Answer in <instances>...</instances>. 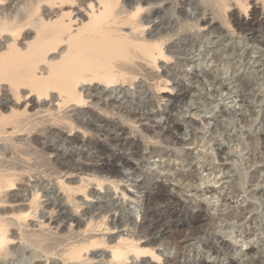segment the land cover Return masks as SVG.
I'll list each match as a JSON object with an SVG mask.
<instances>
[{
	"label": "bare ground",
	"instance_id": "obj_1",
	"mask_svg": "<svg viewBox=\"0 0 264 264\" xmlns=\"http://www.w3.org/2000/svg\"><path fill=\"white\" fill-rule=\"evenodd\" d=\"M165 1L166 0H135V1L125 0L124 5L122 6V0H0V39L6 37V41L4 43L0 42V142L2 143L10 142L14 148L11 152L9 151L10 153H8L5 152L6 149L8 148V145L7 148L4 146L3 149L2 148L3 146L1 144L2 146L1 147L2 149H0L1 158L5 157L6 159L17 160L19 159V157H17L18 155H16L17 153H15V151H17L21 153V155H23L24 160L26 161L28 166L30 165V166H34L35 168H44L43 171H45L47 175L55 176L61 179L62 175H67L69 173L77 172L78 171L77 167L79 165H77L76 167L75 165L69 164V161L72 160V159L70 160V157L72 155L68 157V156H64L65 154H60L62 156V159L56 162L53 166L49 165L50 161L49 163L47 162L46 156L49 154L51 156V154L59 152L58 148H60V146L58 147L54 144H53L54 146H52V144L47 145L46 143H49V141L48 142L46 141L45 144H42L44 140L41 138V136L43 135L44 137L45 135L46 136L45 138L49 140L57 138L56 140L59 143V145L63 146L66 143V144H70L71 146L73 145L75 148V145H80L82 147L83 141L77 138L79 136L72 139L68 138V141L66 139L64 140V138H60V136L58 137L56 136V131H54V126H58V127L63 126L64 129L66 130L69 129L70 132H73L75 130H81L84 136H87L88 134H91L92 136H96L97 134L104 132V135L108 137V140L109 142H111V144L116 145L121 141H122L121 143L126 142V147L131 148L132 150V153L130 152L132 155L130 156L131 157L134 156V158L142 161L140 166L141 167L140 172L145 175V183L149 184V182L155 177L158 171L157 169L152 170V168L150 167V162L148 159L149 157L147 158L148 161H143L145 157L144 155L146 154L145 153L143 155V152L148 148L144 145L142 140L144 139L146 140V137L152 139H159L162 136L163 139L166 140L167 146H169L170 144H172L173 146L174 145L173 140L172 143L171 142L169 143L167 141V139H169L168 136L172 132V131L170 132V130L181 131L182 130L181 127L177 124H174L173 129H168V130L166 129L167 131L164 132L165 129L162 127V125L159 124L161 122H159L157 124L158 125L157 131H155L150 127H142L143 136H141L142 138H140V140H138L137 142H135L134 140L129 141L125 138L124 140H121L118 137L111 135V132L112 131L113 132L124 131V133L127 132L124 129L125 127L123 128L121 126L122 124L112 125L111 122L107 120L110 116L107 119H105L94 112V111L98 112V110H94V111L89 109L84 110L83 108L89 104L88 103L89 100H92L91 103L94 106H97L99 103H102L100 110L105 114V116L110 115L112 113L110 110L112 109V111L117 110L118 115H120L121 117L125 116L128 118V120L136 119L137 117L143 115L142 112L141 115L136 114L137 111L136 112L134 111L136 109V106L137 107L139 105L143 106V103L145 104L146 102L139 100L138 103L135 104L133 101H130L129 98L127 101H123V103L117 102L114 96H113L114 99H111L113 93L108 92L109 89L108 91H106V89L112 88L116 85L119 86L120 84L126 85V83L133 85L134 81L135 80L137 81L139 75L142 74L144 78L154 82L153 90H155V93L157 92L158 95L167 93L166 91L163 90L168 89V85L170 83V77H169L170 75L173 80H176L175 78H178L177 76L179 73L178 71L176 72L175 70L177 68H175L174 70L169 69L165 73L162 72L163 73L162 75L159 74L156 75L155 73H153V71L151 72L148 67L152 65L154 69H159L160 67L158 64L160 60L170 61L172 60V58L178 55H183L185 59L179 61L177 67L182 69L184 65H192L194 69H197V72L199 69V73H201V75L205 78L204 80L201 78L198 81L199 85L196 84L197 88L191 89L193 88L191 87L190 88L191 90L189 89L190 92L189 95L187 96L189 97L190 93L192 92L193 93L191 94L190 100H188V102L186 101L187 103L184 104V107L180 105V107L182 106L183 108L181 107L182 109L179 110V116H183L186 112L188 113L189 110L187 111V108L192 109L194 106H196L197 109L196 113L215 115L214 117H216L215 119L217 120V122L214 121L213 122L214 124L217 123V125L216 124L215 125L217 128L216 132H218V134H214L213 135L214 138H216L215 137L216 135H219L221 137L226 138L229 141L228 144L230 142H236L237 144L240 143L244 145V142L246 143V141H243V134L240 131L244 126L240 125V123L236 121L238 117L235 120L234 117H236V115L232 114L231 111L229 112L226 111L228 112L227 115L229 119L228 121H223L224 118L223 119L220 118L218 115L219 113L216 114V112L217 109L221 107L220 102L225 100L227 101L234 94H238V92L241 93L242 90L245 92H249V91L252 92L251 89L253 90L254 87L251 88L250 86L253 85H257L259 88L262 89L264 88V59H262L264 53L261 52V56L259 59L255 57L256 50L260 49L258 47H264V37L260 35L261 33L260 34L258 33V35L256 36L254 35L253 43L256 44V46L255 45L249 46L248 44L244 43L245 40H242L243 38L240 39V38L232 37L230 35L231 32L228 34L227 31L226 34H223V28H221L223 25L221 24L222 25L221 27L219 26H214L211 28L209 27L208 32L202 34L185 33L183 36L179 38L180 44H175V43L170 44L167 48V52H165V45L168 42H170V40L173 39L174 36L178 35L177 32H180L178 31L179 28L178 26L180 24H178L173 20L175 15L183 17L186 21V19H188L187 15L189 14L188 9L195 6L196 8L200 6L194 0H184L179 5L177 4L178 6H176L175 3L173 6L169 5L167 8L168 12L167 11H166L167 13L165 12L166 17L162 18V22H163L162 25H170L167 28L169 31H166V29L164 28H158L160 26L155 25L157 27L156 32H150L146 34L147 33L146 30L148 26L154 24L155 23L154 18L157 15H159V10L156 9V6L160 5L161 3H164ZM247 1L248 0H200L201 7L202 6L204 7L205 12H210L214 16V18H212V21L214 20L215 22V20H217L215 16H217V18L221 17L224 20L223 21L224 26L230 25V22L227 19V17H228V13L231 12L233 8L234 10L236 7V9L240 8L241 10H244L246 12L248 11L251 5H249V2ZM262 2L264 5V0ZM68 4L74 5L73 7L78 5L81 8H84V13H86V16L88 15V21H87L85 20V18L83 19V13H82V22L76 31H74L73 28L75 26V23L78 22V20L76 19L74 21V17H73L74 11L60 12L56 9V6L63 7ZM257 11H258L257 5H254V14ZM201 13L202 12H200V14ZM143 14L145 15L142 16ZM79 17L81 16L79 15ZM190 18L191 17L189 16V19ZM201 18L202 19L198 18L196 21H192L195 18L193 19L191 18V21L188 20V22L186 21L187 23L185 22V24L187 26H190V29L191 28L193 29L194 27H203L207 29V25H209V21L206 18H203V16ZM183 22L184 21H182V23ZM251 22L253 23V21ZM186 25L185 28L187 29ZM248 26H251V28L253 30L255 29L254 31L256 32V28H254L251 25V23ZM248 26L241 25L238 31H240L241 33L243 31L246 33V31H248V28H250ZM183 28L184 27H182V29ZM125 29H128V32H125ZM182 33L184 32L182 31ZM213 34H218L220 38H218L217 41H210V36ZM21 36L23 37L22 40H24L25 42L24 44L21 43L19 40ZM56 52H58V55H56ZM236 66H238V69L236 68ZM256 66L258 67V69H256ZM205 67L210 68L211 73H209ZM245 69H248V71L251 72L250 76L248 74V76L250 77V81L249 80L246 81L243 76L235 77ZM196 78H199V74L196 75ZM184 80L187 79H185L184 77ZM179 83L177 84L178 86ZM233 83L234 85H232ZM3 85L4 87L5 86L8 87V91H3ZM89 86H95L96 89L94 91L92 90L90 91L88 89ZM208 87H210L211 89ZM138 88L142 90V86L139 85ZM183 88L184 90H186L185 87ZM246 88H249V90L248 89H247L248 91L245 90ZM138 93L141 95L144 94L141 91H138ZM244 93L243 94L241 93L242 95L241 94L240 95L243 97ZM168 96L171 98V95ZM158 98H160L161 100L165 97L158 96ZM244 99L245 101H247V103H250V101L252 102L254 100H257L258 102L263 101L262 98L260 97L257 98L256 96L250 95L249 93L248 95L247 93L246 95H244ZM49 100L50 102L52 101L53 104L54 102H57L59 116L55 115V111L51 107H47V103L46 104L44 103L45 101H49ZM147 101H148L147 105L150 109L151 107H153L154 102L152 100H147ZM262 103L264 104V102ZM133 106L135 107L134 109ZM176 107H178V104ZM243 107H245L246 109V106ZM138 108H140V106ZM224 108L226 110L231 109L228 108V106H225ZM70 109L71 110L77 109L76 111L77 114H75L74 116L68 114L67 111H69ZM148 111L150 112V110ZM246 111L247 110H245V113L247 114L248 111L247 112ZM45 113H47L48 115L42 118L39 117ZM83 113L86 114V117L88 116L87 119L83 115ZM242 113L244 114V111ZM158 114L155 117L161 115ZM251 115H249L250 117L249 116L248 117L251 118ZM50 116L54 118L48 119L47 117ZM243 122L241 121L242 124ZM47 123H52V125H47ZM93 123H99V124L104 123L105 127L108 129L106 130L104 128L102 130H99L97 126L93 125ZM244 123L246 124V127L249 125H253L255 124V118L252 119L247 118ZM261 128L264 129V125L261 126ZM256 132L251 136L253 137L252 139L253 142H258L259 139L258 138L259 136H254L256 135ZM21 133H27V135H31V136H26V138L28 137L31 138H28V140H23V139L17 140L16 139L17 136L21 137L20 135ZM59 134L61 135L62 133ZM214 138L208 136V134L199 135L198 133H195L193 138L190 139L186 144L199 146L201 150L198 151V153L193 154V156L191 157L192 154L189 152H185L186 150L183 146L181 147L179 146V148L176 146L177 149L174 152H171L169 155L166 154V156L168 157V159L164 162V164L166 163V165L163 166L164 168L161 166L160 170L162 169L164 170V172L166 171L168 173L172 172L171 174L177 173L176 178L177 177L180 178V180H182L183 183L189 182V184L185 185L184 190L186 192H189L193 188H196L197 191H201V188L205 185L217 184L220 181L217 175L222 172V168L216 165L218 155L216 153V149L213 147ZM91 140L92 139H88L86 141L87 142L86 144L94 146L95 147L94 152L96 149L102 155H105L108 152L106 147H104V145H102L98 141L92 142ZM249 144L251 145L250 142H248V145ZM256 144L257 143L252 145L255 146ZM55 146L57 148H55ZM258 146L259 145L257 144V148ZM78 147L77 149H79ZM243 147L244 146H242L241 148ZM67 148H69V146H67ZM151 151L157 156H159L161 159L163 156H165L163 153V149L153 148ZM115 155L111 156L112 160L103 158V160H101L100 165H97L98 163L97 162L94 163L96 164L95 166L90 168L89 167L85 168V172L91 173L94 177H98L99 180H101L102 178L104 179V175H106L107 177L109 175L111 177L122 176L124 173L123 174L121 173L123 170L120 171L121 168L119 167L118 164H122V166L126 168L127 167L135 168V166L127 159H124L122 156H115ZM254 155L255 156H251L250 161L249 160H247L248 162L246 161L247 165L250 164V166L253 165L255 166L257 162L264 163V155L262 154L259 156L256 154ZM67 159L69 160L66 161ZM32 160L35 161L33 162L34 164L31 163ZM200 160H203V162H201ZM191 161H196L197 165L204 163L207 164L208 166H213L214 168L212 170V173L205 176L203 174L204 169L203 168L193 169ZM230 161H231V165L229 171L237 176L236 177L237 190L233 192L234 196L235 193L242 194L246 185L248 183H251V178L255 180V182L256 181L257 183L259 182L258 180L260 179L259 178L260 175L257 178H255V176H257V174L255 173L256 175L254 177L251 176L249 177L248 174L249 172H247L246 169H244V165L241 162V160L237 158H230ZM53 162L54 161H52V163ZM171 162L174 163L173 166L168 164ZM185 166H187L188 168L185 169ZM249 167H247V169H249ZM158 173L160 174L161 172L159 171ZM32 174L33 173L32 170H30V168L29 170L28 169L26 170V168L22 169L17 164L0 160V264H42L37 261V257L40 255H37L34 250H28L27 249L28 247L26 245H25L26 247L23 246L24 243L22 244V246H18L19 243L18 245H15V242L18 239L27 241L30 245L34 246V248H36L35 246H37V248H40V250H42L44 253L48 254L49 256L50 255L59 256L64 262H68V264H84L80 262V260H83L82 258L84 252L88 254L92 250H95L101 246H104L111 251L112 260H110V262L112 261L121 264L124 263V261L130 260L129 259L130 255L143 257V258L147 257L148 255H154L155 253L154 246H156L155 244L159 242V240L158 241H156L155 239L151 240L150 238V240H147L148 242H146L144 246H141L139 244V241L136 240V238L138 237L139 240L143 238L149 239V235L150 233L152 234V232L148 231V229L156 216L154 212L155 211L154 207L165 199V195H163V193L162 194L158 193L159 195L157 194L155 197H152L150 201L146 200V202L142 203L140 206L137 205L136 206L137 208L132 209V211L130 209L132 215L139 213L140 209L144 210L143 220L146 224V227H144L145 231L143 229L141 230L143 236H140L139 234L138 236L137 234L136 235L131 234V236L128 235L129 237L121 236L118 239V241H116L115 238L106 240L105 238L101 239L98 237L97 239L94 238L96 236H89V238L86 237L87 239L85 240L84 239L81 241L79 240V242L74 241L73 243L71 244L69 243L68 245L67 242L70 241L71 239H74V237L71 238L69 236L70 238H61V237L55 238L54 236H52L55 234H45L43 230L41 233L37 232V230L36 231L33 230L35 232L29 231V233L27 234L26 231L24 232L25 229L23 230V228L21 229L19 227L22 226L28 229L29 226H31L28 225L30 220L38 219L40 222L39 223L40 227L41 229H44V231H45V227L48 228V231H51L53 229H56L57 231L60 230V232L66 231V229H63V225L66 222L71 223V225L77 222L78 228L81 229L80 231L81 233L83 232L84 235L88 234L90 231L93 230L95 232L102 230L104 227H105L104 230L111 231L112 229H110V227H107L109 226L108 225L109 223H107L106 221L108 217L107 214L111 212L112 205L106 204L104 207L102 206L104 210L103 212L102 211L101 212L102 214H104V216H101L102 219L99 221H97V216L96 215L94 216L93 214L94 212L85 210L87 211L84 213L83 216L85 217L86 215L87 217L86 220L87 225H85V223L83 224L76 216V214L79 213L80 209L83 207L81 205V201H79L80 202L79 203L76 199V196L72 193L76 191H80V192L85 191L84 190L85 187L83 185L76 186L74 181L71 182L72 185L65 183L66 181L65 182L60 181L61 182L60 190L62 189V191L64 190V192L67 193L70 202L73 204V206L72 204L71 206L72 208H74V212H73L74 215H71V213L63 214V206L57 205L54 209L55 211L58 210L57 211L58 215L54 216V212H53L52 214H50L51 215L50 218L44 220L46 216L43 217L40 216V214H38L39 208L41 207L40 205H42L40 199L42 194L44 193V192L41 193V190L44 191L45 188V187L43 188V186L40 185L41 183L40 181L39 184L38 182H36L37 185H35L34 188H30L33 189L31 190L33 192H30V194L28 193L30 195L29 199H27L29 201L28 204L26 205L22 204L23 202L27 201L25 199L28 198V196L25 195L28 189H25L26 187L22 186L24 184L23 180L26 179L27 176L33 178L34 176H32ZM167 178H169V176H167ZM172 180L175 181V178H173ZM100 183L102 182L100 181ZM260 183H262V181ZM257 185L259 186V184ZM17 186L22 187L21 188L22 190L18 192V190L20 189L19 188L17 192H14V190L17 189L16 188ZM100 187L102 188V184H100ZM206 191L207 189L201 195L204 196ZM223 191L221 189L220 190L216 189L214 192L220 196L222 195ZM254 192L255 191L252 192L253 196L249 193V195H246V197L251 195V197L249 198L252 199L253 197L254 199L255 197L258 196V195L256 196V194L258 193H254ZM45 195L47 194L45 193ZM85 195L86 197L90 196L87 194V192H85ZM96 195L97 192L96 193L94 192L93 196ZM212 198L215 199L216 196ZM205 200H206L205 202L212 204V202H210L211 200H207V199ZM193 201H195V199H193ZM217 201L219 202V200ZM260 201H261L260 203L258 202L259 204L256 205L254 204V206L252 204V209L250 210L247 209V210L258 211L260 209L262 212L261 214H263L264 216V202L262 200ZM109 203H111V201ZM52 206L55 205L53 204ZM99 206L98 208H100ZM217 206L219 205L217 204ZM222 207H223L222 208L223 211L225 210L224 214L223 215L221 214L222 218L225 220V222H229L227 226L223 228V232H222L223 236L225 235L227 238L229 237L231 241L233 239L234 241L236 240V244L241 243L243 247L245 245H249V242H246L245 236H241L242 238L239 241L236 238L237 236L235 235L236 231L237 230L240 231L241 229L239 226V220L242 219L241 217H243V215L241 212H239V210L241 209L240 206H238L237 208L226 207V209L225 206ZM54 209H52V211ZM217 210L219 212V209ZM245 210L246 209H243V212H245ZM38 215L40 217H38ZM223 219L222 221H224ZM236 219L237 222L235 221ZM170 220L167 223V226H170L171 223ZM158 222L160 221L158 220ZM163 222L165 223L164 220ZM53 225L55 226L54 228ZM17 226H19L18 228L20 229L21 234H19V230H17L18 231L17 233L19 235L12 230L13 233L10 236H8L11 231V228L12 227L17 228ZM141 226H143V224ZM164 226H166V224ZM160 227L162 226L160 225ZM170 228H174V227L170 226ZM185 229L188 230L189 228L187 227ZM169 230H170L169 228L168 231L166 232L164 230L165 235L162 238L161 242L170 241L173 242L174 245L177 243L174 241L178 240L175 239L176 235L180 233L182 234V232L184 235L187 234L184 233L187 231L183 230L181 227L177 229L175 228V230H171V231ZM194 230L195 228L193 229V231ZM255 232H257V230H255ZM77 234L74 233L72 235L78 236ZM189 234L190 233L188 232V235ZM63 244H65L67 248L64 250H58V248ZM176 246L178 251H180L181 248L183 249V247H180L182 245L178 247V245L176 244ZM237 251H242V250H237ZM235 255L236 254L234 253V256ZM88 261L89 260L85 259V264L91 263L93 260H90L91 262ZM54 264H59V263H54ZM132 264H138V263H135L133 261ZM166 264H178V263L175 260L171 259V260H167ZM185 264H187V262Z\"/></svg>",
	"mask_w": 264,
	"mask_h": 264
},
{
	"label": "rangeland",
	"instance_id": "obj_2",
	"mask_svg": "<svg viewBox=\"0 0 264 264\" xmlns=\"http://www.w3.org/2000/svg\"><path fill=\"white\" fill-rule=\"evenodd\" d=\"M124 1L125 0H122V6L124 5ZM133 1H135V0H133ZM183 1L184 0H173V1L172 0H166L164 3H161L160 5L156 6V9L159 10V15H157L154 18L155 19V23L151 24L150 26H148V28L146 30V32H147L146 34H148L150 32H156V29H157L156 26L157 25L160 26L158 28H164V29H166V31H169L167 28L170 25H162L163 24L162 18L166 17L165 15L168 12L167 8H168L169 5L173 6L174 3H175V5L178 6ZM194 1H196V3L200 5L199 6L200 8L199 7L196 8V6L189 8L188 9L189 10L188 11L189 14L187 15L188 19H186V21L187 22H188V20L191 21V18L192 19L195 18L192 21H196L198 18L202 19L201 17L203 16V18H206L209 21V25H207V29L203 28V27H194L193 29L191 28L192 29L191 30L190 26H187L185 24L186 21H185V19L183 17L175 15L173 20L175 22H177L178 24H180L178 26L179 27L178 31H180V32H177L178 35L174 36L173 39H171L170 42H168L165 45V52H167V48H168V46L170 44H173V43L180 44L179 38L181 36H183L185 33H189V34L199 33V34H202V33L208 32V28L209 27L211 28V27H214V26L221 27L223 25L221 27V28H223V34H226L227 31H228V34L231 32L230 35L232 37L240 38V39L243 38L242 40H245L244 43L248 44L249 46H253V45L256 46V44L253 43V41H254L253 36L254 35L256 36V35H258V33L259 34L261 33L260 35H262L264 37V28H263L264 27V23H263L264 22V10H263L264 9V7H263L264 5H263V2H262L263 0H261V1L260 0L259 1H257V0H248L247 2H249V5H251V6L249 7L247 12L244 11V10H241L240 8L236 9V7L234 6L235 10L233 8V10L228 13L227 19L229 20L230 25H227V26L226 25L224 26V23H223L224 20L221 17L217 18V16H215V18L217 20H215V22H214V20L212 21V18H214V16L210 12H205L204 7L203 6L201 7L200 0H194ZM254 5H257V10L260 11V12L257 11L254 14ZM73 6L74 5H72V4H68V5L63 6V7L56 6V9L58 11H60V12L74 11V13H73L74 21L76 19L78 20V22L75 23V26L73 28V30L76 31L78 29V27L81 25L82 13H83V19L85 18V20H87V21H88V15L86 16V13H84V8H81L78 5H76L75 7H73ZM197 9H199V10H197ZM80 12H81V14H80ZM200 12H202V13L200 14ZM204 14H205V16H204ZM79 15L81 17H79ZM144 15L145 14H143L142 16H144ZM193 15H195V16H193ZM53 16H55V15H53ZM189 16L191 17L190 19H189ZM181 20L184 21V22L182 23ZM251 21H253V23ZM250 23H251V25L254 28H256V32L254 31L255 29L253 30L251 28V26H248ZM260 23H261L262 27H261ZM238 24L240 26L241 25H243V26L246 25V26H248L250 28L247 27L248 31H246V33L243 32V31L241 33L240 31H238L239 28H240V26ZM182 25H184V26H182ZM185 25H186L187 29L185 28ZM153 26H155V27H153ZM259 26H260V28H259ZM182 27H184L183 28L184 30L182 29ZM225 30H226V32H225ZM252 30H253V32H252ZM182 31L184 33H182ZM125 32H128V29H125ZM191 32H193V33H191ZM221 37H223V36H221ZM7 38H8V36H7ZM9 38H10V36H9ZM218 38H220V36H218V34H213V35L210 36V41H217ZM22 39H23V37L21 36L19 38V40H20L21 43L24 44L25 42ZM5 41H6V37L0 39V42H2V43H4ZM258 48H260V49L256 50V56L255 57H257L259 59L260 56H261V52L264 53V47H258ZM58 52H56V55H58ZM184 59H185V57L183 55H178V56H175L174 58H172V60H170V61L160 60L159 64H158L159 67H160L159 69H154L152 67V65H150L148 67L149 70L151 72L153 71V73H155L156 75H158V74L162 75L163 73H165L169 69L174 70L175 68H177L175 70H176V72L178 71V73L180 75L178 74V76H177L178 78H175L176 80H173L171 75L169 76L170 77V83L168 85V89L163 90V91H166L167 93H163V94H160V95H158L157 92L155 93V90H153L154 89L153 88L154 82H152L150 80H147L146 78H144V76L142 74L139 75L137 81L135 80L136 82L134 81L133 85H131L129 83H126V85L125 84H120L119 86L116 85V86H114L112 88H107L106 89V91H108V89H109L108 92H112L113 93V95L111 96V99H114V97H115L117 102L123 103V101H127L128 98H129L130 101H133L135 104L138 103L139 100L140 101H145L146 103L145 104L143 103V106L139 105L140 108H138L139 106L138 107L136 106V109L134 110L135 112L137 111L136 114H138V115H141V112L143 114V115L137 117L138 119L136 118V119H129L128 120L127 117H125V116L121 117L120 115H118L117 110H113L112 111V109L110 110L112 113L110 115L105 116V114L100 110L102 103H99L97 106H94L91 103L92 100H89V102H88L89 104L86 105L83 108L84 110H88V109L89 110H93V111L94 110H98V112L97 111H94V112L96 114L100 115L101 117L105 118V119H107L110 116L109 117L110 119L108 118L107 120H109L112 125L113 124H118V125L122 124L121 126L123 128L125 127L124 129L127 132H125V133H124V131H122V132L121 131L120 132L119 131H114L115 133L113 131L111 132V135H114V136L118 137L121 140H124V138H125V139H127L129 141H133L134 140L135 142H137L138 140H140V138H142L141 136H143V133H142V129L143 128L142 127H150L152 129H154L155 131H157V129H158V125L157 124L159 122H161L159 124L162 125V127L165 129L164 132H166L168 129H173L174 124H177V125H179L181 127V129H182L181 131L170 130V132L171 131L172 132L168 136L169 139H167V141L169 143L170 142L172 143L174 141V143H173L174 145L173 146H172V144H170L171 146L170 145L167 146L166 140L163 139L162 136H161V138H159L160 140L159 139H152V138H149V137H146L147 141L144 139L145 142H144V140H142L144 145L148 148L147 150H144V152H143V155L146 153L144 155L145 157H144L143 161H148L147 158L149 157L148 159H149L150 167L152 168V170H156L157 169L158 172L159 171L161 172L160 174L157 172V174L149 182V184L145 183V175L140 172V170H141L140 166H141L142 161L134 158V156H132V157L130 156V155H132L131 154L132 150H131V148L126 147V142L125 143H121L122 142L121 141V142L118 143L119 145L118 144H116V145L111 144V142H109V140H108V137L104 135V132L99 133L102 136H100L99 134H97L96 136H92L91 134H88L87 136H84V134H83V132L81 130H75L73 132H70L69 129L66 130V129L63 128V126H60V127L54 126V131H56V136L57 137L60 136V138H64V140L66 139L68 141V138L72 139V138H76L77 136H79L77 138L81 139L83 141V144H82V147L80 145H75V148H74L73 145L71 146L70 144H66V143L64 144L65 146L63 145L64 147L59 145V143L56 140L57 138L49 140V139L45 138L46 137L45 135H44V137H43V135L41 136V138L44 140V141L42 140L43 142L41 141L42 144H45L46 141L47 142L49 141V143H46L47 145L48 144H52V146H54V145H56L58 147L60 146V148H58L59 152L51 154V156H50V154L46 156L47 157L46 158L47 162L49 163V161H50L49 165L53 166L56 162H58V161H60V159H62V156L60 154H65L64 156H68V157H70L72 155L70 157V160L71 159L72 160L69 161V164L75 165L76 167H77V165L80 166V167L79 166L77 167L78 168L77 172L69 173L67 175H62L61 179L57 178L55 176L47 175V173L45 171H43L44 168H35L34 166H30V165L28 166V164L24 160L23 155H21V153H19L17 151H15V153H17L16 155H18L17 157H19V159H17V160L6 159L5 157L1 158V156H0V160H3L5 162H12L14 164H17L22 169L26 168V170L27 169L29 170V168H30V170H32V173H33L32 176H34V177L31 178V177L27 176V178L24 179L25 181L23 180L24 184L22 183L23 184L22 186L26 187L25 189H28L27 193H25V195H27L28 198H26L25 200L29 199L30 192H33V191H31L33 189H30V188H34L35 185H37L36 182H38V184H39V181H40L41 182L40 185L43 186V188L45 187L44 191L41 190V193H43V192L44 193L41 196L40 202L42 203V205H40L41 207L39 208V211H38V214H40V216H43V217L46 216L44 220L50 218V216H51L50 214H52L53 212H54V216L58 215V213H57L58 210L55 211V209H54L57 205H62L63 206V214H67V213L70 214L71 213V215H74V213H73L74 212V208H72L73 204L70 202L67 193H65L64 190L62 191V189L60 190V183L61 182H65L66 181L65 183L72 185L71 182L74 181L76 186L83 185L85 187V189H84L85 191L72 192L76 196L77 201L78 202L81 201V205L83 206L80 209L81 213L79 212V213L76 214L77 218L83 224L85 223V225H87L86 224L87 217H86V215H85L86 218L83 217L84 213L87 212V211H92V212H94L93 213L94 216L95 215L97 216V221H99V220L102 219L101 216H104V214H102V212L104 210L103 207L106 204H111L112 205V209H111V212H109L107 214L108 217H107V221L106 222L109 223L108 224L109 226H107V227H110V229H112V230L111 231L104 230L105 229V227H104L102 230H99V231H96V232L93 230V231H90L88 234H85V235L82 232L83 233V235H82V233L80 231L81 229L78 228V226H77V222L74 223L73 225H71V223H67L66 222L63 225V229H66V231H63V232L61 231L60 232V230H58L60 233L56 229L48 231L47 227H45V231H44V229H41L40 224H39L40 222H39L38 219H34V220L31 219L30 220V222L28 224V225H31V226H29L30 229L28 228L29 230L26 229L25 227H22V226H20V227L17 226V228L19 227L21 229L23 228V230L25 229L24 232L26 231L27 234L29 233V231L35 232L37 230V232L41 233L42 230H43V232L45 234H55V235H52L55 238H60V237L61 238H70V237L73 238L74 237V239H71L70 241L67 242L68 245H69V243L71 244L74 241L75 242H79V240L80 241L83 240V239L85 240V239L89 238V236H96L94 238H97V239H98V237L101 238V239L105 238L106 240H110L112 238H115L116 241H118V239L121 236L122 237H129V236H131V234H135V235L137 234V236L139 234L140 236H143L141 230L143 229L145 231L144 227H146V224H145V222L143 220L144 210L140 209L139 210L140 212L136 213L137 215L136 214L132 215L131 211H132V209L137 208L136 207L137 205L140 206L142 203L146 202V200L150 201V199L152 197H155L158 193L159 194L163 193V195H165V199L161 203H158V205H156L154 207V210H155L154 212H155L156 216H155L154 221L150 224V227L148 229V231H151L152 234L150 233L149 239L143 238V239L139 240L138 237L136 238V240L139 241V244L141 246H144V244L146 242H148L147 240H150V238H151V240L152 239H155L156 241L159 240V242H157L155 244L156 246H154V249H155L154 255H148L147 257H144V258L130 255L129 256L130 260L124 261V263H122V264H132L133 261L135 263H138V264H151V263H153V264H166V261L167 260H171V259L175 260L178 264H185L186 262H187V264L188 263L189 264H194V263L195 264H199V263H201V264H203V263H206V264H264V219H263L264 216H263V214H261L262 212H261L260 209H259L260 211L258 210L259 212L256 211V210L249 211L250 209H252V204H253V206H254V204L255 205L259 204L261 202L260 200H262L264 202V163L257 162L255 164V166L253 165L254 167L250 166V164L247 165V163H246L247 160H249V161L251 160V156H255L254 154H256L258 156L261 155V154L264 155V152H263L264 151V129L261 128V126L264 125V104L262 103V102H264V98H263V96H264V88L262 89V88H259L257 85H253V86H250V87L251 88L254 87L253 90H255V88L257 87L255 91H253L251 89L252 92H250V91L249 92H245L243 90L241 92L242 94L245 92L244 95H246V93L248 95V93H249L250 95L256 96L257 98L260 97V98L263 99V101H259L258 102L257 100H254L252 102L250 101V103H247V101H245V99H244V95L242 97L241 96L242 94L240 92H238V94H234L227 101L225 100V101H221L220 102V106L221 107H219L217 109L216 114L219 113L218 114L219 117L222 118V119L224 118L223 121H228L229 117H228L227 114H228L229 111H231L232 114L236 115V117H234V119L236 120V118L238 117L236 121L238 123H240V125L244 126V127L241 126L242 130H240V131L243 134V141H246L247 144L245 142H244V145H242L240 143L237 144L236 142H230L228 144L229 141L226 138H224V137H221L219 135H216L215 136L216 138L213 137L214 134H218V132H216L217 131V128H216L217 123H215L216 125L214 124V122H217V120L215 119L216 117H214L215 115L196 113L197 109H196V106H194L192 109H188L187 108V111L189 110L188 113L186 112L187 114L185 113L183 116H179V110H181L184 107V104H186L188 102V100H190L191 94L193 93V92L190 93V96L188 97L187 95H189L190 90L194 89V88H197L196 86L199 85L198 81L201 78L203 80L205 79L201 75V73H199V69H198V72H197V69H194L192 65H184V67H182V69L177 67L179 61H182ZM262 59H264V56H263ZM205 68H206V70L209 73H211L210 68H208V67H205ZM236 68L238 69V66H236ZM256 69H258L257 66H256ZM188 74H189V77H188ZM195 74L196 75L199 74V78H196ZM248 74L250 76L251 72H249L248 69H245L242 72H240L239 75H236L235 77L243 76L246 81H248V80L250 81V77L248 76ZM184 77L187 80H184ZM193 77L196 78V79H194ZM175 82H177V83H175ZM194 82H197V83H194ZM178 83H179L180 87L182 85L183 86L180 88L177 85ZM139 85L142 86V90L143 91L138 88ZM174 85H175V88H174ZM232 85H234V83ZM183 87H185L186 90H184ZM191 87H193V88H191ZM208 88H210V87H208ZM249 88H246L245 90H247V89L249 90ZM88 89L90 91L91 90L94 91L96 89V87L95 86H89ZM258 90H260V91H258ZM3 91H8V87H6V86L4 87V85H3ZM138 91H141L144 94L141 95V94L138 93ZM168 95H171V98ZM158 96H162V97L164 96L165 98L160 100V98H158ZM176 98H177V100H176ZM147 100H152L154 102L153 107H151L150 109H149V107L147 105V103H148ZM243 100H244L245 103L243 102ZM182 101H183V103H182ZM44 103L45 104L47 103V107H51L55 111V115L59 116L58 115L59 112H58L57 102H54L55 105L53 104L52 101L50 102V100L49 101H45ZM177 104H178V107H176ZM226 104H228V105H226ZM180 105H182L183 107L181 106L182 107L181 108ZM52 106H54V107H52ZM225 106H228V108H231V109L226 110L224 108ZM243 106H246V109ZM94 108H96V109H94ZM134 108L135 107L133 106V109ZM141 108H142V110H141ZM249 108L250 109L253 108V109L250 110ZM148 110H150V112ZM175 110H177V111H175ZM245 110H247L249 113L246 111L247 112V114H246ZM69 111H67V112L71 116H74L75 114H77V112H76L77 109H72V110L70 109ZM144 111H146V112H144ZM226 111H228V112H226ZM243 111H244V114L242 113ZM158 113L161 114V115H159ZM257 113H259V114H257ZM45 114H42L39 117L42 118V117L48 115L47 113H45ZM144 114H145V116H144ZM157 114L159 116L155 117ZM251 114L252 115L255 114V115H253V117H252ZM83 115L86 117V114L83 113ZM249 115H251V118H249L250 117ZM254 116H256V117H254ZM244 117H245V119H244ZM246 117L248 119L255 118V124L249 125V126L246 127V124L244 123L245 120L247 119ZM47 118L48 119H53L54 117L50 116V117H47ZM87 118H88V116L86 117V119ZM225 118H227V119H225ZM241 118H243V119H241ZM240 120L242 122L244 121L243 124L241 123ZM60 124H62V123H60ZM260 124H262V125H260ZM47 125H52V123H47ZM93 125L97 126V128L99 130H102L104 128L106 130L108 129V128L105 127L104 123H100V124L99 123H93ZM200 128H201V130H200ZM255 132H256V135H254V136H259L258 137L259 138L258 142H253L252 141L253 137H251V136H252V134H255ZM59 133H62V134L60 135ZM195 133H198L199 135L208 134V136L214 138L213 147L216 149V153L218 155L217 156L216 165H218V166H220L222 168V172L217 175L218 179H220V181L217 184L205 185V186H203L201 188V191H197L196 188H193L189 192H186L184 190L185 189V185L189 184V182H184L183 183V181L180 180V178H178V177L176 178L177 173L176 174H171L172 172H170V173H168L166 171L164 172V170H162V169L160 170V167L161 166L163 167V166L166 165V163L164 164V162L168 159L166 154L169 155L171 152H174L177 149V147L179 148V146L180 147L183 146L185 148V150H186L185 152L191 153L192 154L191 157L193 156V154L198 153V151L201 150L199 146L187 145L186 144L190 139L193 138ZM20 135H21V137L17 136V138H16L17 140L18 139L28 140V138H31V137L26 138V136H31V135H27V133H21ZM88 139H92L91 140L92 142L93 141H98L99 143L104 145V147H106L108 152L105 155H102L97 149L94 152L95 147L86 144L87 143L86 141ZM215 139H217V140H215ZM248 142H250L251 145L250 144L248 145ZM4 143H5V145H4ZM4 143L0 142V149H2V148L4 149V146L7 148V145H8V148H10V149H8V148L6 149L5 148L6 149L5 152L10 153L14 149L13 145L10 142H4ZM255 143H257L259 145L258 148H257V144L255 146L252 145V144H255ZM1 144H2L3 147L1 146ZM176 144H178V145H176ZM56 146H55V148H57ZM67 146H69V148H67ZM242 146H244L243 147L244 149L241 148ZM77 147L79 149H77ZM153 148L163 149V153L165 155V156L162 157L163 160L159 156H157L156 154H154L151 151ZM245 149H248V150H245ZM252 149H254V150H252ZM242 150H245V151H242ZM71 151H72V153H71ZM112 155L122 156L124 159H127L128 161H130L135 166V168H131V167H127L126 168V167L122 166V164H118L119 167L121 168L120 171L123 170L121 173L122 174L124 173L123 174L124 176L122 175V176L111 177L109 175L107 177L106 175H104V179L107 177L105 180L103 178H102L103 180L102 179L99 180L98 177H94L91 173H86L85 172V168H88V167L90 168V167L95 166L96 164H94V163L98 162L97 165H100L101 164V160H103V158L104 159L107 158L108 160H112L111 159ZM98 157H99V159H98ZM230 158H237V159L241 160V162L244 165V169H246V171L249 172L248 173L249 177L250 176L254 177L257 174V176H255V178H257L260 175L259 178L261 179V180L259 179L258 180L259 182L257 183V181L255 182V180H253L251 178V183H248L246 185V187L244 188L242 194L241 193H239V194L235 193V196L233 195V192L237 190V186H236V183H237V178L236 177L237 176L234 173L229 171L230 170V165H231ZM20 159H22V160H20ZM68 160L69 159H67L66 161H68ZM52 161H54V162L52 163ZM200 161L203 162V160H200ZM22 162H23V164H22ZM33 162H35V161L32 160L31 163L34 164ZM196 163H197L196 161H191L193 169H196V168L201 169V168H203L204 169L203 174L205 176L212 173V170L214 168L213 166H208L207 164H204V163H202L200 165H197ZM168 164L173 166L174 163L171 162V163H168ZM186 165H187V163H186ZM246 166L247 167L250 166L252 168L249 167V169H247ZM124 168H126V169H124ZM186 168H188V167L185 166V169ZM33 169H34V171H33ZM36 169H39V170H36ZM177 169H180V168H177ZM167 176H169V178H167ZM173 178H175V181L172 180ZM100 181L102 183H100ZM176 181H179V182H176ZM261 181H262V183H260ZM99 183L102 184V188L100 187ZM257 184H259V186ZM260 184H262V185H260ZM206 187H208V188H206ZM16 188L17 189H15L14 192H17V190L19 188L20 189L18 190V192L20 190H22L21 189L22 187H20V186L19 187L17 186ZM206 189H207V191H206L205 195L202 196L201 194ZM216 189L217 190L221 189L222 191L224 190L222 192V195L219 196L218 194H216L214 192ZM253 191H255L254 193H258V194H256V196L257 195L258 196L255 197L254 199L252 197V199H251L249 197H251V195L253 194L252 193ZM85 192H87V194L90 195V196L86 197ZM94 192L95 193L97 192L96 196H93ZM45 193L48 196L45 195ZM149 193H150L151 196L149 195ZM249 193L251 195L246 197V195H249ZM244 194H245V196H244ZM214 196H216L215 199L212 198ZM42 197H43V199H42ZM193 199H195V201H193ZM205 199L211 200L210 202H212V204L208 203V202H205L206 201ZM217 200H219V202ZM110 201H111V203H109ZM28 202L29 201L27 200V201L23 202L22 204L26 205V204H28ZM52 203L55 206H52L53 205ZM71 204H72V206H71ZM217 204L219 206H217ZM237 205L240 206L241 209L239 210V212L242 213L243 217H241L242 219L239 220V226H240L241 229H240V231L239 230L236 231L235 235L237 237L236 236L235 237L239 241L242 238L241 236H245L246 237V242H249V245H245L244 247L242 246L241 243H237L236 244V240L234 241V239H233L231 241V239H229V237L227 238L225 235L223 236V233H222L223 232V228L226 227L227 224L229 223V222H225V220L222 218V215L224 214V211H225V210L223 211V209H222L223 207L222 206H225V209H226V207L227 208H232V207L237 208L238 207ZM98 206L100 208H98ZM92 208H95V209H92ZM52 209H54V210L52 211ZM130 209H131V211H130ZM217 209H219V212H218ZM243 209H246L245 212H243ZM247 209H249V210H247ZM85 210H87V211H85ZM93 210H96V211H93ZM130 215H132V216H130ZM40 216L38 215V217H40ZM168 219L169 220L171 219L170 220V222H171L170 226H172L174 228H170V226H167V223L169 222ZM222 219L224 221H222ZM158 220L160 222H158ZM163 220L165 221V223L163 222ZM235 221L237 222V219ZM142 224H143V226H141ZM159 224L162 227H160ZM165 224H166V226H164ZM172 224H174V225H172ZM176 224L178 225V227H177ZM185 226H187L189 229L188 230L185 229V228H187ZM54 227L55 226L53 225V228ZM84 227H86V226H84ZM179 227H181L183 230L187 231V232H184V233H187V234L184 235L183 232H182V234L181 233L178 234L180 236L176 235L177 238L175 237V239H178V240H175L174 242H177L176 244L178 245V247L180 245H182L180 247H183V249L181 248L180 251L177 250L176 244L173 245V242H170V241H169L170 243L168 241L161 242L162 238L165 235L164 233L166 231H168V228L170 229L169 231H171V230H175V228L177 229ZM17 228L16 227L15 228L12 227L8 236H10L13 233V231H15L17 233L18 232L17 230H19V234H21L20 229L19 228L17 229ZM194 228H195V230L193 231ZM33 230H35V231H33ZM76 230H78V231H76ZM136 230H138V231H136ZM164 230H165V232H164ZM255 230H257V232H255ZM188 232L190 233L189 235H188ZM71 233L72 234H74V233L77 234L78 233L77 234L78 236L72 235ZM75 237H77V238H75ZM24 241L25 240L18 239V240H16L15 245H18V243H19L18 246H22V244L24 243L23 246L24 247L27 246L28 250H34L37 255H40V256L37 257V261L39 263H42V264H54V263L68 264V262H64L59 256H53V255L49 256L48 254H46L42 250H40V248H37V246H35L36 248H34V246L30 245L27 241H25L26 243ZM167 243H169V244H167ZM65 244L60 246L58 248V250L66 249L67 246ZM183 244H184V246H183ZM237 250H242V251H237ZM234 253L236 254L235 256H234ZM111 257H112L111 251L109 249H107L106 247L101 246V247H99V248H97L95 250H92L88 254H86L84 252L83 258H82L84 261L80 260V262L85 264V259H86V260H89L88 262H91L90 260H93L91 263H86V264H113V263L114 264H121V263H116V262H112V261L110 262V260H112Z\"/></svg>",
	"mask_w": 264,
	"mask_h": 264
}]
</instances>
